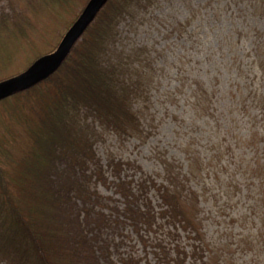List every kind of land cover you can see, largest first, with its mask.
Listing matches in <instances>:
<instances>
[{"label":"rangeland","instance_id":"1","mask_svg":"<svg viewBox=\"0 0 264 264\" xmlns=\"http://www.w3.org/2000/svg\"><path fill=\"white\" fill-rule=\"evenodd\" d=\"M22 1L23 4L19 0H0V72H14L12 77L22 74L27 59L32 57L28 56L27 42L33 39L40 45L48 39L51 29L47 23L50 20L61 18L69 21L77 15L72 26L86 8L82 11L84 5L80 8L78 5L71 12L66 3L68 0H64L65 5L45 4L29 14L27 4ZM116 1L121 4L120 12L123 14L113 22L117 35L114 47L124 53L142 47V54L150 61H147L149 67L145 66L142 70L148 80V88L143 90H148L150 98L146 103L143 100L138 103L143 109L140 122L144 137L119 136L107 131L94 141L95 155L104 176L101 179L93 177L90 186L100 197L95 211L104 213L109 220L101 231V238L108 244L110 258L114 264H165L155 256L156 234L142 231L148 240L147 246L124 216L127 202L116 185L118 181H130L137 193L142 179L162 181L163 160L172 161L185 170L190 162L193 163L192 158L197 152L204 156L203 174L199 175L196 171L192 177L189 176L191 179L185 184L183 192L188 193L190 187L200 194L197 197V201H201L197 208L198 216L207 238L212 243L219 241L228 244L231 249L238 248V241L243 244L260 225L264 226V214L260 216L261 212L254 211L251 206L256 201L254 193H258L263 201L261 211L264 213V120L262 110L257 107V101L264 94V78L255 60L256 49L264 43V0H156L147 9H135L130 14L124 8L132 11V2ZM12 8L18 14L8 17ZM101 9L97 10L71 48L95 21ZM68 30L60 34L62 36L52 51L39 58H51ZM38 47L42 49L46 46ZM38 83L23 86L14 94ZM42 84L35 89L38 98L23 102H33L25 109L27 116L32 117L27 121L33 125L29 127L21 119L12 123L8 119L6 122L4 114L0 119V132L9 135L8 126L13 125L12 128L19 133L8 137L16 154L15 158L14 154L9 157L7 168L22 169L25 175L39 171L46 190L49 184L41 173L45 176L47 172L51 176L63 168L57 160L59 148L56 145L50 147L45 140L37 143V136L30 130L36 126L38 129L42 122L41 109L36 102H42V94L45 98L49 96L45 90L47 87ZM206 89L208 93L211 89L216 91V96L212 97L214 108L205 112L197 109L196 112L194 104L206 108L209 104V96L204 92ZM53 90L51 87V92ZM3 108L4 104H0L1 112H4ZM65 120L68 125V116ZM72 131L75 132V129ZM41 133L39 137L46 139L45 130ZM65 135L66 131L63 137ZM61 140L57 137V142ZM209 151L211 154L206 155ZM52 152L54 155L49 157ZM18 157L22 160L16 163ZM111 161L122 164L119 175L112 173ZM252 167L257 170L247 172ZM57 174L61 176L60 181L66 178L60 172ZM34 182L37 184L38 180ZM14 184L20 196L32 190L22 188L23 180ZM38 190L44 191V187ZM139 194L140 204L144 207L149 203L155 210L160 208L161 200L154 188ZM36 202L48 211L52 208L43 195ZM52 202L57 203L55 199ZM34 213L29 211L30 216H35ZM118 221L121 223L119 226ZM46 223L43 225L51 229ZM164 229L167 232L170 227ZM178 231L181 235L179 242L173 243L168 237L165 238L167 246L174 247L175 243L188 246L187 235L181 229ZM234 257L237 264L245 261L249 264L251 253L238 250ZM189 261L188 258L187 263Z\"/></svg>","mask_w":264,"mask_h":264},{"label":"trees","instance_id":"2","mask_svg":"<svg viewBox=\"0 0 264 264\" xmlns=\"http://www.w3.org/2000/svg\"><path fill=\"white\" fill-rule=\"evenodd\" d=\"M63 1L24 0V3L27 4L26 10L30 14L45 4L65 5ZM89 1L68 0L66 3L72 12L78 5L79 8L84 5L83 11ZM120 1L133 3L132 11L129 12L124 8V11L130 14L135 9L139 11L147 9L156 0ZM19 2L23 4L22 0ZM118 3L116 0H107L96 15L95 21L87 27L81 39L48 78L0 101V104H4V112L0 109V119L5 114L6 117L4 116L3 119L6 122L8 119L11 123L13 120L21 119L29 124L27 120H31L32 117L27 116L25 109L33 102L29 104L23 102L37 97L35 89L38 85L43 83L42 86L47 87L45 90L49 96L46 95L45 98L42 94V102H36L41 109L42 122L38 129L36 126L30 130L37 136V143L45 140L50 147L56 145L59 148L57 160L63 170L58 172L66 177L60 181L61 176L57 174L58 172L51 176L47 172L45 176L41 173L49 184L45 190L39 171L35 170L32 175H25L22 169L20 171L15 168L8 169L9 157L14 154L15 158L16 154L8 137L12 138V135L19 133L12 128L13 125L8 126L9 135L0 132V263L114 264L110 258L108 244L101 238V231L108 225L109 220L104 213L95 211L100 197L91 190L90 186L93 177L101 179L104 176L100 161L95 155L94 141L107 131L119 136L144 137L140 122L143 109L138 103L141 100L146 103L150 98L148 90H143L148 88V80L146 81L142 70L145 66L149 67L147 62L149 57L142 54V47L135 48L130 53L118 52L116 46L114 47L117 35L113 30V22L123 14L120 12L121 4ZM10 11L12 12L8 17L18 14L14 8ZM76 16L69 21L61 18L50 20L47 24L50 25L51 36L48 35V39L43 40L40 45L33 39L27 42V52H30L28 56L32 57L27 59L28 63L24 65L23 70L56 47L62 36L60 34L70 29ZM3 24L7 25L8 22ZM3 41L6 39L1 42ZM43 45L46 47L39 49L38 46ZM256 50L258 53L255 60L259 63L264 78V43ZM14 75V72L2 71L0 81ZM50 85L54 89L52 92ZM204 92L209 96L207 99L209 104L207 108L194 104L196 112L197 109L205 112L214 108L213 98L216 96V91L211 89L208 93L206 89ZM257 104L258 106L255 105L262 110L264 120V94ZM67 116L70 122L68 125L65 120ZM32 125L29 124V127ZM54 125L65 126L52 128ZM72 129H75V132ZM44 130L46 139L39 137ZM65 131L66 135L63 137ZM57 137H61L62 140L57 142ZM209 153L211 154V151L206 155ZM51 155L54 153L52 152L49 157ZM203 157L198 152L194 154L193 163L190 162L185 170L178 168V165L172 161L163 160V174L160 175L162 181L158 183L155 179H142L138 184L137 193L133 191L130 181H118L117 190L127 202L124 216L147 246L148 240L142 231H153L156 234L155 256L165 264H186L188 258L190 263L187 264H237L234 255L238 250L241 252L247 250L251 253L249 264H260L262 261L264 264L263 225H260L243 244L242 241H238V248L234 249L219 241L212 243L207 238L202 220L198 216L197 208L201 205V201H197V197H200V194H196L190 187L188 193H184L185 184H188L193 174H196V171L199 175L203 174ZM16 159H18L16 163L22 160L19 157ZM121 165L120 162L111 161L112 173L119 175ZM256 167L248 169L247 172H255ZM57 176L59 180L56 181ZM19 180L24 181L22 188L32 190L25 191L20 196L14 184ZM35 180H38L37 184ZM40 187H44V191L38 190ZM150 188H154L159 194L161 203L158 210L150 207L149 203H146L145 207L140 204L139 193H147ZM250 193L252 194L251 191ZM254 194L256 201L251 206L254 211L261 212V216L264 214L261 211L263 201L258 193ZM42 195L51 205L50 211L43 208L40 202H36L38 198H42ZM53 199L57 203H53ZM29 211H35V216H30ZM44 222H47L51 229H47V226L43 225ZM120 224L118 221L117 225ZM166 227H170L167 232L164 229ZM180 229L187 235L188 246H181L178 243H175L174 247L167 246L165 238H171L173 243L179 242ZM243 264H246V261Z\"/></svg>","mask_w":264,"mask_h":264},{"label":"water","instance_id":"3","mask_svg":"<svg viewBox=\"0 0 264 264\" xmlns=\"http://www.w3.org/2000/svg\"><path fill=\"white\" fill-rule=\"evenodd\" d=\"M103 1L104 0H92L86 6L85 10L82 12L78 20L70 27V29L66 33L62 44L51 55V58H40L24 73L0 82V99L16 92L23 86L27 87L42 79H45L51 73H53L63 60L64 56L70 50L73 42L80 36L83 29L93 19L97 10L101 7Z\"/></svg>","mask_w":264,"mask_h":264},{"label":"bare ground","instance_id":"4","mask_svg":"<svg viewBox=\"0 0 264 264\" xmlns=\"http://www.w3.org/2000/svg\"><path fill=\"white\" fill-rule=\"evenodd\" d=\"M91 1H92V0H90L89 3H90ZM106 2H107V0H104V1L102 2L101 7H103V5H104ZM89 3H88V4H89ZM66 55H67V54H66ZM66 55H65V56H66ZM65 56H64V58H65ZM39 59H40V58H39ZM45 61H46V60H45ZM61 62H62V61H61ZM60 64H61V63H60ZM60 64L58 65V67L60 66ZM32 65H33V64H32ZM32 65H30L28 68H26L25 70H23L22 73H24L25 71H27ZM58 67H57L56 69H58ZM38 82H39V81H38ZM38 82H36V83H38ZM20 91H21V90H20ZM13 94H14V93L10 94V96L13 95ZM8 97H9V96H8Z\"/></svg>","mask_w":264,"mask_h":264}]
</instances>
